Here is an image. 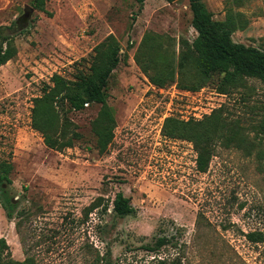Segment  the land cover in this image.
<instances>
[{
    "label": "rangeland",
    "instance_id": "374dc122",
    "mask_svg": "<svg viewBox=\"0 0 264 264\" xmlns=\"http://www.w3.org/2000/svg\"><path fill=\"white\" fill-rule=\"evenodd\" d=\"M32 1L0 0V26L18 50L0 66V159L15 166L7 188L12 216L0 201L5 260L102 264L110 249V264H264V242L245 236L264 232V83L244 77L226 92L217 87L219 74L194 91L177 81L151 83L135 60L138 48L151 34L177 66L197 36L189 0H48L47 12ZM203 1L215 20L229 10L242 13L245 26L233 39L264 48V0ZM109 35L127 57L106 88L117 119L112 143L99 152L92 123L100 105L86 104L68 114L80 139L62 151L49 148L31 125L33 99L55 73L74 79L78 69L88 70ZM192 79L187 69L182 81ZM219 108L238 121L247 142L218 141L209 169L200 172L193 143L165 137L163 124L169 116L202 120ZM119 191L131 198L133 214L113 210ZM172 234L178 247H144Z\"/></svg>",
    "mask_w": 264,
    "mask_h": 264
},
{
    "label": "trees",
    "instance_id": "16d2710c",
    "mask_svg": "<svg viewBox=\"0 0 264 264\" xmlns=\"http://www.w3.org/2000/svg\"><path fill=\"white\" fill-rule=\"evenodd\" d=\"M48 0H33L35 9L47 12ZM143 5L146 0H135ZM169 3L177 0H166ZM192 11V26L197 36L191 44L180 53L178 65L172 56L163 58L161 45L155 42V37L147 34L135 55V60L151 83L158 87H166L176 81L183 88L198 90L214 75H222L217 84L221 92L238 86L244 77L258 78L264 83V48L236 42L232 34L235 30L245 26L242 13L229 10L226 19L215 20L203 0H189ZM14 37L6 34L5 27L0 26V66L13 59L18 50ZM121 46L114 35H109L95 47V54L88 70L78 69L74 79L55 73L49 83L43 87V93L33 99L31 110L32 128L40 132L45 144L52 149L62 151L73 147L81 134L76 125L69 118L71 111H81L86 104H99L97 117L93 120L92 130L97 137L96 146L100 153L107 151L115 136L117 119L113 108L107 100L106 88L113 71L121 61L127 57L120 55ZM189 69L194 75L191 82H183L184 72ZM180 76V80H179ZM184 83V84H181ZM238 121L229 120L224 108L214 110L202 120H183L175 116L165 119L162 134L169 139H181L192 142L197 153L196 163L200 172H207L211 158L214 155L218 141L230 145H244L246 138L238 130ZM264 132V121L259 125ZM14 163L7 159H0V201L12 216L15 205L10 196L9 188L13 184L12 174ZM101 200V198H100ZM113 210L119 217H125L135 212L131 198L123 192H117L113 199ZM93 204L89 210L98 207ZM108 208H105V211ZM252 243H263L264 232L254 230L245 234ZM178 237L159 236L154 244H146L148 251H158L172 245L179 246ZM6 239H0V264H35L33 259L27 258L23 262L12 259L5 260L4 250L8 248ZM110 249L100 256L102 264H110ZM167 264V260L160 261ZM168 264H181L180 259Z\"/></svg>",
    "mask_w": 264,
    "mask_h": 264
},
{
    "label": "water",
    "instance_id": "95a60500",
    "mask_svg": "<svg viewBox=\"0 0 264 264\" xmlns=\"http://www.w3.org/2000/svg\"><path fill=\"white\" fill-rule=\"evenodd\" d=\"M30 11H31V8L28 7V8L26 9V14L28 15V14L30 13Z\"/></svg>",
    "mask_w": 264,
    "mask_h": 264
}]
</instances>
